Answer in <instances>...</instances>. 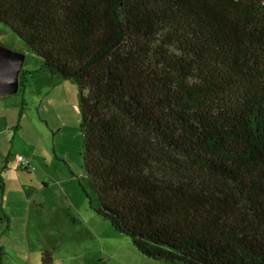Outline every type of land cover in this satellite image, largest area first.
Wrapping results in <instances>:
<instances>
[{"label":"trees","instance_id":"16d2710c","mask_svg":"<svg viewBox=\"0 0 264 264\" xmlns=\"http://www.w3.org/2000/svg\"><path fill=\"white\" fill-rule=\"evenodd\" d=\"M0 23L77 84L99 216L155 260L264 264V0H0Z\"/></svg>","mask_w":264,"mask_h":264},{"label":"rangeland","instance_id":"374dc122","mask_svg":"<svg viewBox=\"0 0 264 264\" xmlns=\"http://www.w3.org/2000/svg\"><path fill=\"white\" fill-rule=\"evenodd\" d=\"M0 52L23 57V70L38 71L25 82L26 88L20 85V92H26L31 116L48 122L53 130L48 144L50 176L35 189L38 199L45 201L43 211H32L30 240L19 242L18 238L12 249L2 250L0 264H41L46 250L52 251L55 264H183L143 255L130 236L116 231L109 220L96 213L97 201L84 168L77 84L50 73L43 59L3 23ZM36 167L34 172L39 171Z\"/></svg>","mask_w":264,"mask_h":264},{"label":"crops","instance_id":"0c3cea01","mask_svg":"<svg viewBox=\"0 0 264 264\" xmlns=\"http://www.w3.org/2000/svg\"><path fill=\"white\" fill-rule=\"evenodd\" d=\"M23 71L32 72L30 69ZM20 91L19 88L18 93L12 94L14 96L0 97V263L2 250L12 249L10 246L18 238L19 242L30 240L32 211H43L45 205L44 200L38 199L35 189L38 182L50 176L52 161L48 144H51L53 130L48 122L31 116L26 92ZM20 155L38 165L39 171L22 170L17 159ZM19 226L23 229H18Z\"/></svg>","mask_w":264,"mask_h":264},{"label":"water","instance_id":"95a60500","mask_svg":"<svg viewBox=\"0 0 264 264\" xmlns=\"http://www.w3.org/2000/svg\"><path fill=\"white\" fill-rule=\"evenodd\" d=\"M23 64V57L0 52V97L18 93Z\"/></svg>","mask_w":264,"mask_h":264},{"label":"built area","instance_id":"2783aa9c","mask_svg":"<svg viewBox=\"0 0 264 264\" xmlns=\"http://www.w3.org/2000/svg\"><path fill=\"white\" fill-rule=\"evenodd\" d=\"M19 166L22 170L27 172H34L36 170V166L32 164V162L25 156H18Z\"/></svg>","mask_w":264,"mask_h":264}]
</instances>
